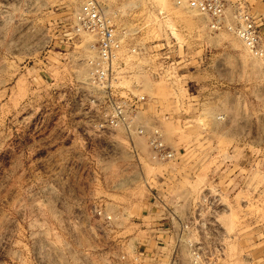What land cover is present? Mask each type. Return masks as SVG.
I'll return each instance as SVG.
<instances>
[{
  "label": "rangeland",
  "instance_id": "1",
  "mask_svg": "<svg viewBox=\"0 0 264 264\" xmlns=\"http://www.w3.org/2000/svg\"><path fill=\"white\" fill-rule=\"evenodd\" d=\"M82 1L0 0V264L128 263L144 236L136 223L147 196L187 180L175 166L202 162L197 178L220 180L214 217L221 233L210 242L224 245L221 263L264 264V121L257 106L235 111L233 137H193L225 125L223 111L196 106L226 98L225 88L205 87L213 69L197 57L212 46L232 52L216 58L215 77L229 81L237 98L241 84L259 82L261 60L230 31L210 30L186 0H95L117 23L135 27L137 42H158L170 31L179 55L190 54L178 62L174 83L134 76L148 97L141 111L147 129L156 123L178 151L177 159L156 162L147 135L97 132L85 117L81 101L95 91L87 81L92 36L70 30Z\"/></svg>",
  "mask_w": 264,
  "mask_h": 264
},
{
  "label": "built area",
  "instance_id": "2",
  "mask_svg": "<svg viewBox=\"0 0 264 264\" xmlns=\"http://www.w3.org/2000/svg\"><path fill=\"white\" fill-rule=\"evenodd\" d=\"M185 3L205 15L210 30L233 33L252 55L261 60L264 69V13H255L245 0H186ZM177 4L182 1L177 0ZM161 15L162 18L165 16ZM70 30L72 36H80L83 32L92 36L87 81L95 91L87 93L81 104L93 129L97 132L122 129L127 136L147 135L152 160L167 162L177 159L178 151L164 142L158 125L152 123L147 129L143 122L141 111L148 97L141 92L142 82L135 80L134 76L146 75L174 83L181 69L178 62L187 56V51L183 56L179 55L178 42L170 31L167 38L158 42H137L139 31L117 23L95 0H83L73 11ZM127 81L131 83L126 85ZM218 204V187L203 188L193 199L189 216L177 218L178 235L174 245H158L156 253L144 245H132L130 261L157 254L159 264H222L220 257L224 245H212L213 242H205L206 237L201 236L211 226L212 241L217 233H221L214 217ZM191 232L198 234L197 241L192 242ZM181 241L184 245H178ZM183 247L187 252L186 262L182 260Z\"/></svg>",
  "mask_w": 264,
  "mask_h": 264
},
{
  "label": "crops",
  "instance_id": "3",
  "mask_svg": "<svg viewBox=\"0 0 264 264\" xmlns=\"http://www.w3.org/2000/svg\"><path fill=\"white\" fill-rule=\"evenodd\" d=\"M249 7L255 13H264V0H259L256 4H251L249 1L245 0ZM215 50V47L212 46ZM212 47L209 48V52H206L198 56V65L206 64L212 68L214 74L209 80L206 88L209 90L216 91L219 87L220 89L225 88L226 98L217 99L209 98L206 100H201L196 103V106H201L202 104H209L211 106V111L221 110L225 115V125L219 130H209L200 128L196 130L193 137H204V136H222L225 138L233 137L234 133L233 126H228L229 122H233L234 113L237 112L238 115H244L245 107H247V113L253 111L252 107L257 106L258 113H260V120L264 121V69L261 67L259 69V82L258 83H243L241 84L240 90L242 91L241 98L235 97L234 88L229 81L219 82L215 75L218 73L217 59L216 58H227L232 55V52H217L212 51ZM190 55L187 52V56ZM202 56V57H201ZM255 90V91H254ZM249 107V108H248ZM213 132V133H212ZM214 134V135H213ZM179 164L175 166V173H182L178 171H183L184 176L187 174V180L183 177L179 178L172 192L163 188V192L157 193V195L147 196L144 201L143 207L137 216V225L144 231V236L142 239L136 241L137 245H144L149 249H153L154 252L158 250V245H174L175 238L178 235V220L177 218H187L191 213V203L193 199L198 195V193L203 188H211L218 185L216 178L210 177L208 174L204 179H198L197 175L203 169V164ZM213 170H216L215 164H213ZM215 167V168H214ZM170 181V180H169ZM173 181H170V183ZM169 185V184H168ZM168 187V186H167ZM221 190L219 191V196L221 197ZM211 227L206 233H202V237H206L205 240L210 242V237H212L213 232ZM190 236L192 238H197L198 234L196 232H191ZM178 245H184V243L178 242ZM157 254H149L146 257H139L136 264H159ZM124 260L123 262H125ZM125 264H135L133 261H129Z\"/></svg>",
  "mask_w": 264,
  "mask_h": 264
}]
</instances>
